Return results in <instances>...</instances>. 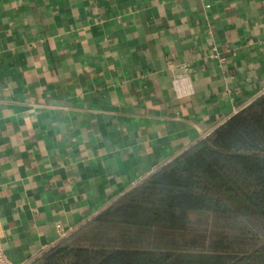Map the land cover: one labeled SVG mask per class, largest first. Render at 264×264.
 Here are the masks:
<instances>
[{"label":"crops","instance_id":"crops-1","mask_svg":"<svg viewBox=\"0 0 264 264\" xmlns=\"http://www.w3.org/2000/svg\"><path fill=\"white\" fill-rule=\"evenodd\" d=\"M263 93L264 0H0L6 254L32 263Z\"/></svg>","mask_w":264,"mask_h":264},{"label":"trees","instance_id":"trees-1","mask_svg":"<svg viewBox=\"0 0 264 264\" xmlns=\"http://www.w3.org/2000/svg\"><path fill=\"white\" fill-rule=\"evenodd\" d=\"M30 264H264V93Z\"/></svg>","mask_w":264,"mask_h":264},{"label":"built area","instance_id":"built-area-1","mask_svg":"<svg viewBox=\"0 0 264 264\" xmlns=\"http://www.w3.org/2000/svg\"><path fill=\"white\" fill-rule=\"evenodd\" d=\"M184 70L188 71V67H184ZM185 79H186L185 75H179L174 80V90L178 96H183L185 94V92L182 91L181 88V82L185 81ZM57 228L62 232V235L65 236V233L62 230V226L58 225ZM2 236H3L2 230L0 229V264H22V263H15L8 257L3 247Z\"/></svg>","mask_w":264,"mask_h":264}]
</instances>
